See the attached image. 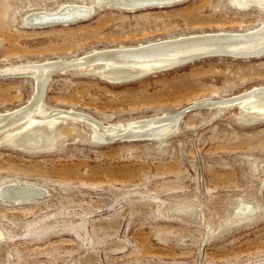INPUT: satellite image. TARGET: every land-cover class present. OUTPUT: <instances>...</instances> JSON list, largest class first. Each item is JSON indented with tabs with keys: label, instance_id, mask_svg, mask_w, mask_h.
<instances>
[{
	"label": "rangeland",
	"instance_id": "374dc122",
	"mask_svg": "<svg viewBox=\"0 0 264 264\" xmlns=\"http://www.w3.org/2000/svg\"><path fill=\"white\" fill-rule=\"evenodd\" d=\"M77 1L0 0V71L264 22V9L230 0L96 6L77 21H25ZM228 55L135 77L98 73L97 64L52 75L39 100L45 109L103 125L182 113L162 137L95 140L89 122L71 117L11 138L4 132L19 123L0 130V194L41 193L0 200V264H264V114L228 100L264 85V52ZM1 72L4 114L28 104L36 85ZM205 101L213 104L190 107Z\"/></svg>",
	"mask_w": 264,
	"mask_h": 264
},
{
	"label": "bare ground",
	"instance_id": "6f19581e",
	"mask_svg": "<svg viewBox=\"0 0 264 264\" xmlns=\"http://www.w3.org/2000/svg\"><path fill=\"white\" fill-rule=\"evenodd\" d=\"M177 1L181 0H92L87 3L82 0L80 3L79 1L76 3H66L59 6L56 10L36 11L30 13L26 16L25 21L31 25L66 23L86 19L95 11L96 6L114 7L122 10L134 11L136 9L158 5H168ZM230 2L240 8H246L252 4L257 5L260 9L262 8V10L264 9V0H230ZM210 52L216 53L207 54ZM263 52L264 22L255 29L240 33L216 32L193 34L189 36L152 41L137 46L95 51L90 55L71 60L59 59L40 63L35 62L5 66L1 68V75L11 74L31 76L36 86L34 96L30 99L28 104L13 111L0 114V130H4L8 126L19 123L18 128L14 130L8 129L4 132V134L6 133L4 139L7 138L8 135H10L9 138H11L14 134H19L21 131L28 129L33 125L43 123L44 121L52 120V123H54L57 118L71 117L83 122H89L95 140H110L114 136L117 137V135H122V137L126 135L130 138H142L143 136L162 137L175 128L178 119L181 116V111L173 114V116H155L132 121L126 125H103L80 113L43 108L39 100L43 87L45 86L44 83H46L52 76L51 72H53L55 68L60 67L63 63H67L68 61H73L75 63L86 62V65L83 66L97 64L96 71L98 73H103L105 71L113 73L111 72V69H117L119 74L135 77L163 70L161 68H164L171 63L184 58H191L192 56L201 53L206 55L199 57L217 54L221 56H229L228 54H230V56L235 55V57L239 56L240 58L244 56L249 57V55L258 56L259 54L261 55V53L263 54ZM73 68L75 69L76 67ZM64 71L66 70L63 69L60 73ZM228 100L238 101L237 105H240L244 110L264 114V85L255 87L250 91L244 92Z\"/></svg>",
	"mask_w": 264,
	"mask_h": 264
},
{
	"label": "water",
	"instance_id": "95a60500",
	"mask_svg": "<svg viewBox=\"0 0 264 264\" xmlns=\"http://www.w3.org/2000/svg\"><path fill=\"white\" fill-rule=\"evenodd\" d=\"M214 53H216V52H210L207 54H214ZM202 55H206V54L201 53V54H197L195 56H192L191 58H184L182 60L171 63L164 68H173L174 66L176 67V66L182 65V64H184L183 62H185V63L189 62L191 59L202 56ZM69 62H73V61H68L67 63H63L60 67L55 68V70L53 72H51V74L53 75L56 72H60L63 69L67 70V69H72L73 67L78 68V67H81L83 65H86V62H82V63L81 62L80 63H75V62L69 63ZM164 68H161V69H164ZM209 104H212V103H209ZM209 104H208V101H205V102H200V103H194L190 107L195 108V107H200V106H208ZM6 193L7 192L0 194V200L1 201L14 202V203L31 200L32 198H36V197H39L41 195V193H39V192H31V193H28L25 195L15 194L14 196H10V193H7V194Z\"/></svg>",
	"mask_w": 264,
	"mask_h": 264
}]
</instances>
